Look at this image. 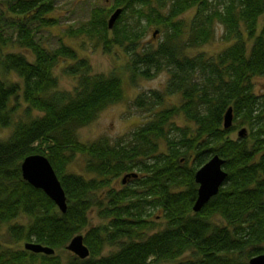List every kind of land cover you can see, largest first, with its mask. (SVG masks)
Here are the masks:
<instances>
[{"label": "trees", "instance_id": "obj_1", "mask_svg": "<svg viewBox=\"0 0 264 264\" xmlns=\"http://www.w3.org/2000/svg\"><path fill=\"white\" fill-rule=\"evenodd\" d=\"M5 4L6 10H0V129H12L0 139V227L6 225L14 241L40 243L55 252L82 234L90 254L63 261L55 253L0 242V264H36L39 259L44 264H250L264 254V96L253 90V79L264 77V0H115L114 8L93 9L85 32L98 36L108 50L124 48L131 81L169 74L163 93L134 99V106L152 116L127 140L113 143L82 142L78 129L124 97L122 76L95 74L72 48L49 51L35 39L31 21L42 26L58 22L48 17L53 0ZM119 6L123 13L109 28L108 19ZM190 9L192 17L182 19ZM127 10L137 13L135 22L124 21ZM153 24L163 28V39L140 48L144 30ZM216 24L223 26L228 45L211 56L199 51L190 56L188 49L213 40ZM14 45L30 50L34 60L8 50ZM61 58L74 61L66 68L78 79L73 91L58 88L53 69ZM11 73L23 80L22 88L7 81ZM20 89L27 103L25 119L16 117ZM174 94L181 97L179 105L156 110L165 95ZM229 107L233 121L249 127L247 138L231 137L234 124L224 127ZM180 115L192 127L177 126L173 119ZM77 153L87 156L89 178L67 172ZM31 154L45 155L52 164L66 194L65 212L23 178L21 164ZM215 154L225 160L228 176L195 212V173ZM134 172L132 184L122 181L121 189L111 188L113 179ZM106 187L104 198L97 196ZM94 206L108 224L90 226ZM155 210L165 227L144 237L143 230L155 226ZM22 217L26 221L12 222ZM106 244L118 249L102 255Z\"/></svg>", "mask_w": 264, "mask_h": 264}, {"label": "rangeland", "instance_id": "obj_2", "mask_svg": "<svg viewBox=\"0 0 264 264\" xmlns=\"http://www.w3.org/2000/svg\"><path fill=\"white\" fill-rule=\"evenodd\" d=\"M6 0H0V10H6ZM54 10L48 14V17L55 18L58 20L57 24L51 26H42L38 22L31 21L30 26L33 31H35V39L47 50L51 51L58 48L60 45H65L76 51L79 58H86L91 65L92 72L95 74L109 75L111 72H115L122 76L123 80V90L124 97L104 110L99 112L97 117L89 124L84 125L78 129V138L82 142H92L96 140H108L112 143L116 140H127V135L135 128L140 126L145 120H148L152 114L149 110L139 109L133 105L134 99L144 93H163L166 88V84L169 79V74L167 71L159 72L150 78L137 77L134 81H131V73L127 70V61L129 56L123 47L114 46L111 49H106L104 43L98 36H91L85 32L87 23L89 22L93 9H109L114 8L115 0H53ZM119 6L117 8H121ZM123 8V7H122ZM116 9V8H115ZM123 13V12H122ZM194 10H188L181 18L189 19L192 17ZM137 13L131 10H127L124 14L125 19L129 23L135 22L137 18ZM1 23V19H0ZM145 24V20H143ZM144 24L140 27L143 28ZM216 34L212 41L202 45L201 47H192L188 49L190 56L197 55L199 52H204L206 55H214L224 49L228 45L227 42L222 40L224 33V28L220 24H216ZM153 35L157 29H160ZM162 31V32H161ZM0 33H2V28H0ZM164 37L163 28L161 26L153 24L144 30L143 36L140 40L139 47H143L148 44L156 45ZM8 50L16 53L24 54L29 60H34L33 53L27 48H23L17 45L10 46ZM74 61L70 58H61L59 62L53 69L54 75L58 79V88L65 91H73L77 85V78L66 72V68L73 65ZM7 81L17 82L21 88L23 87V80L16 74L11 73L6 77ZM253 90L255 94L264 96V77H255L253 79ZM19 105L16 108V117L26 118L25 108L27 103L22 97V89L18 93ZM17 101V102H18ZM181 97L179 94H174L172 96H164L163 107L168 108L175 105H179ZM37 115V111L33 112ZM177 126L192 127L185 118L180 115L173 119ZM235 125L234 130L231 133L233 138H247L250 133L248 126L238 125L233 121ZM237 125V127H236ZM10 128L0 129V139L9 136L11 131ZM245 129L242 136L239 135V131ZM167 144L165 140L160 143V150L165 151ZM86 155L82 153H77L73 160L67 166V172H73L77 174H82L86 177H90V174L86 173ZM138 172V171H136ZM134 172V173H136ZM129 174V173H128ZM131 174V173H130ZM137 174V173H136ZM125 174L113 179L111 183V188L119 190L123 187V183L132 184L133 179L127 177L125 182L122 183ZM109 190L108 187L105 190H98L97 196L104 198L106 191ZM100 208L94 206L88 213V220L90 226H102L109 223V219L101 216ZM157 216L153 221L155 226L153 228L144 229L143 235L146 237L157 230L163 229L165 227V220L161 216V212L155 210L153 213ZM146 219H152V217L147 216ZM26 221V218L22 217L15 219L12 222ZM83 233V232H82ZM138 238V237H137ZM0 242L6 247H11L13 249H25V244L27 240L14 241L10 235L7 233V226L1 225L0 227ZM118 249L117 245L106 244L102 251V255H108L112 251ZM59 255L63 261H66L70 256L74 255L70 250L63 248L55 252ZM36 264H44L40 259ZM46 264V263H45Z\"/></svg>", "mask_w": 264, "mask_h": 264}, {"label": "water", "instance_id": "obj_3", "mask_svg": "<svg viewBox=\"0 0 264 264\" xmlns=\"http://www.w3.org/2000/svg\"><path fill=\"white\" fill-rule=\"evenodd\" d=\"M123 9L117 8L108 19V27L112 28L121 15ZM233 124V109L229 107L224 115V127L229 128ZM245 129L239 131L242 136ZM225 160L218 154L213 155L203 166L195 173V181L198 184L197 198L193 204V211H200L204 205L215 196L221 186L226 181L228 172L224 170ZM22 176L31 185L42 189L59 207L60 211L65 212L67 209L66 194L62 184L54 170L49 159L42 154H31L24 158L21 164ZM130 175L136 176L135 173L127 174L123 182ZM25 249L34 253H44L51 255L55 249L42 245L40 243L27 242ZM66 249L80 258H86L90 250L84 243L82 234L75 235L67 244ZM250 264H264V254H259L249 260Z\"/></svg>", "mask_w": 264, "mask_h": 264}]
</instances>
